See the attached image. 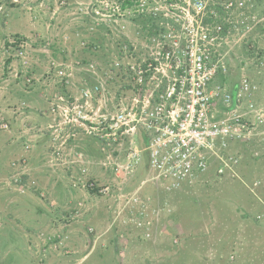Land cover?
<instances>
[{"label":"rangeland","instance_id":"rangeland-1","mask_svg":"<svg viewBox=\"0 0 264 264\" xmlns=\"http://www.w3.org/2000/svg\"><path fill=\"white\" fill-rule=\"evenodd\" d=\"M66 1V9L55 14V4H46L36 13L22 6L7 7L0 14V123H9L8 129H0V264H264V145L257 141L232 146L239 158L234 176L217 178L211 167L171 193L142 196L151 199L153 208L168 205L171 210L150 230L132 221L139 217L129 211L130 205L124 206L128 195L117 196L118 186L106 174L110 171L91 170L96 190H73L69 169H45L49 139L41 129L50 116L44 97L54 89V82L41 76V61L46 59L40 58L42 51L58 56L61 49L67 60L104 62V48L105 53L111 51L127 35L139 38L135 30L140 20L127 18L122 30L110 21L112 0ZM245 2L232 15L237 32L231 37L235 45L227 86L244 73L256 86L254 100L264 105V21L244 32L246 22L264 17V0ZM16 35L27 44L28 65L37 76L32 85L14 81L7 71L5 62L12 53L5 51L3 41ZM81 41L89 48H80ZM93 47L98 48L91 52ZM14 62L16 69L18 62ZM20 102L27 107L22 108L24 113L17 111ZM25 143L31 145L29 151ZM78 146L83 159L101 161L97 143L86 138ZM30 155L46 194L37 185L19 193L11 184L13 173L22 170L11 163L22 157L24 168L31 169L26 171L30 177ZM57 186L66 193L56 194ZM100 186L107 190L100 191ZM152 189L145 187L148 193Z\"/></svg>","mask_w":264,"mask_h":264},{"label":"built area","instance_id":"built-area-1","mask_svg":"<svg viewBox=\"0 0 264 264\" xmlns=\"http://www.w3.org/2000/svg\"><path fill=\"white\" fill-rule=\"evenodd\" d=\"M122 2L110 1L108 18L120 30L127 18L140 20L135 30L139 38L126 34L111 51L105 53L104 48V62L67 60L61 49L58 56L42 51L46 70L41 76L51 78L54 89L45 92L50 119L41 132L49 139L48 168L69 169L73 190L97 186L90 174L93 168L110 171L106 174L115 180L117 196L128 195L124 206L130 205L129 211L139 217L132 221L150 230L171 210L168 205L153 208L151 199L142 196L171 193L211 167L217 178L234 176L239 158L232 146L253 141L264 145V105L254 100L256 86L244 73L227 86L235 45L231 37L237 32L232 15L246 6L245 0ZM46 4L56 5L53 14L69 5L66 0H0V14L17 6L36 13ZM262 21L264 17L246 22L244 32ZM4 42L5 51L12 53L8 58L18 62L9 76L32 85L37 76L28 65L25 40L13 36ZM80 48L89 46L81 41ZM220 77L225 79L221 84ZM20 108H27L24 102ZM8 126L0 123V129ZM86 138L99 146L101 161L83 159L78 144ZM24 149L29 151L31 145L25 143ZM25 163L24 157L11 163L22 169L11 176L19 193L37 185Z\"/></svg>","mask_w":264,"mask_h":264},{"label":"crops","instance_id":"crops-1","mask_svg":"<svg viewBox=\"0 0 264 264\" xmlns=\"http://www.w3.org/2000/svg\"><path fill=\"white\" fill-rule=\"evenodd\" d=\"M54 55L57 56L56 53H54ZM40 58L43 59L44 56L41 54V55H40ZM41 59H40V61H41ZM6 60H7V59H6ZM14 65H15V62H13V60H12V61L10 60L9 63H6L7 71L11 70L12 67H14ZM41 65H42V72H41V74L44 75V71L46 70V64H45L44 62L41 61ZM43 75H42V77H43L44 79H45V78H49V77H47V76L44 77ZM38 82H39V81H38ZM43 101H44V99H43ZM44 102H45V101H44ZM21 103H22V102L19 103V105H18L19 107H18L17 111H18V112H21V111H22L21 113H24V109L20 108V104H21ZM7 114H8L9 117L11 116V112H10V111H8ZM21 115H22V114H21ZM5 119H6V118H5ZM30 159H31V155H30ZM31 161H32V159L30 160V166H31V168H32L33 171L31 172V175H30L29 178H30V180L35 181L36 184H37V186H38V188H39L43 193L46 194V192H45V191L47 190L46 187H45L46 185H45V186H44V185H41V183H40V181H39V179H38L39 177H38L37 175H35V169L33 168V165H32V163H31ZM44 163H45V164H44V165H45L44 167H45V169H47L48 166L46 165V161H45ZM48 169H49V168H48ZM48 169H47V170H48ZM29 170H31V169H29V168L26 169L27 172H29ZM51 171H52V170H51ZM36 176H37L38 178H37ZM36 180H37V181H36ZM14 187H15V186H14ZM56 188H57V189L55 190V192H56V194H58L59 196H60L62 193L64 194V192L66 193V191L62 190V187H61V186H57ZM18 192H19V191H18ZM59 207H60V205H59Z\"/></svg>","mask_w":264,"mask_h":264},{"label":"trees","instance_id":"trees-1","mask_svg":"<svg viewBox=\"0 0 264 264\" xmlns=\"http://www.w3.org/2000/svg\"><path fill=\"white\" fill-rule=\"evenodd\" d=\"M120 1H122V0H120ZM122 4L123 5H125V4H130V0H123V2H122ZM17 37H18V35H16ZM5 43V42H4ZM89 44V43H88ZM87 44V45H88ZM5 46H7V43H5ZM10 62V58H8L7 60H6V62L5 63H9ZM221 78V81H224L225 79L223 78V77H220ZM16 82H18V81H16ZM20 82V81H19ZM213 175H215V174H213ZM94 190H96V189H94Z\"/></svg>","mask_w":264,"mask_h":264}]
</instances>
